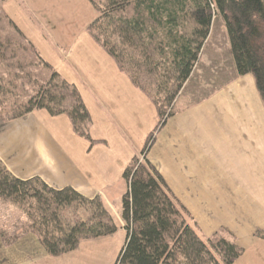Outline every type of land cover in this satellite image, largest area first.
Segmentation results:
<instances>
[{
    "label": "trees",
    "instance_id": "obj_1",
    "mask_svg": "<svg viewBox=\"0 0 264 264\" xmlns=\"http://www.w3.org/2000/svg\"><path fill=\"white\" fill-rule=\"evenodd\" d=\"M88 2L97 17L87 33L155 106L156 131L174 116L173 102L193 72L217 15L223 19L238 75L253 77L264 105V0ZM15 33L18 40L0 38V69L8 71L4 75L0 70V120L13 122L39 110L52 117L65 115L74 132L92 143L90 116L76 88L29 44L34 58L23 59L19 54L27 51L23 42H28ZM39 65L44 71L31 69ZM152 143L150 134L140 154L143 160L134 157L122 173L127 190L120 217L126 239L114 264H232L243 248L231 236L215 233L204 241L198 235L186 209L145 158ZM0 204L18 208L26 218L0 222L4 245L33 233L50 257L71 253L81 242L112 236L119 229L99 195L88 199L70 187L52 189L38 177L18 179L1 161ZM72 207L85 209L88 218L67 220L64 214ZM255 236L264 239V232Z\"/></svg>",
    "mask_w": 264,
    "mask_h": 264
},
{
    "label": "crops",
    "instance_id": "obj_2",
    "mask_svg": "<svg viewBox=\"0 0 264 264\" xmlns=\"http://www.w3.org/2000/svg\"><path fill=\"white\" fill-rule=\"evenodd\" d=\"M0 8L42 59L76 88L90 116L93 142L79 137L67 116L34 111L13 122L0 120V161L21 180L38 177L55 190L70 187L89 199L100 195L107 203L118 199L127 190L123 170L158 123L155 107L87 33L96 18L88 0H3ZM234 71L233 83L246 77L238 75L235 64ZM232 84H220L196 105L190 102L197 98L193 94L187 101L177 99L175 114L157 136L148 160L203 231L223 228L231 233L243 248L232 264H264V239L255 236L264 232V202L229 200L218 193L227 188L217 176L224 120L198 114ZM125 239L121 228L50 257L37 236L26 233L8 246L0 239V264H114Z\"/></svg>",
    "mask_w": 264,
    "mask_h": 264
},
{
    "label": "rangeland",
    "instance_id": "obj_3",
    "mask_svg": "<svg viewBox=\"0 0 264 264\" xmlns=\"http://www.w3.org/2000/svg\"><path fill=\"white\" fill-rule=\"evenodd\" d=\"M2 1L3 0H0V3ZM15 29L18 30L0 8V38L10 36L13 37L14 40H18ZM20 34L26 39L21 32ZM26 41L28 43L22 42L26 44L25 46H28L26 49L27 51L19 55H21L23 59L34 58V55L29 49V45L34 52L38 53V51L28 39H26ZM26 65L28 67V64ZM31 69H35L34 71L36 72L44 71L40 65L35 68L31 67ZM0 70L5 72L4 75L8 72L7 69L3 67ZM52 70L55 72L53 68ZM12 73H15V71H12ZM249 76L250 75H246V77L241 78L237 83H233L234 80H236L237 75L234 71V61L230 49V43L223 19L221 16L217 15L215 16L208 39L203 46L193 72L178 93V97L173 102V110L174 105L179 98L187 101L192 94L194 96L196 95V99L190 100V102H192L191 104L196 105L203 102L204 100L202 98L208 96L217 87H220V84L226 86L233 83L228 87V92L219 95L216 99H210V101L204 104L208 105L204 109L202 106V109L198 113L202 117L206 116L208 120L214 119L216 115L224 120V139L221 151L222 160L221 162L218 161V165L220 164L221 169L217 172V176L224 184H226L227 188L221 189L218 193H222V195L229 200L241 199L249 202L257 200L264 202V105L255 86L253 77ZM211 103L217 104V106H214ZM156 127L147 136L148 138L150 134H153V143L145 156L147 160L148 155L157 140V136L162 130L160 129L156 131ZM208 133H211L210 128ZM146 140L141 151L146 144ZM141 151L135 154L132 159L138 157L139 160L142 161L143 157L140 155ZM216 183L219 184V181H216ZM210 185L212 186V184ZM121 195H119L118 199H115L114 197L111 200V203H107L106 199L103 197L101 198L99 195L110 215V218L119 226L118 230H120L123 225L120 217V210L118 213V207L121 204ZM181 202H184V200H181ZM185 202L191 201L185 200ZM188 214V222L195 227L198 235L204 241H207V239L211 237L213 238L215 233L226 238L231 236V233L223 228L216 230L213 233L203 231V229L200 228L199 223L195 222L193 216L190 215L189 212ZM88 215L89 214L85 209L81 207H72L70 210L68 209L66 211L64 217L69 221H77L86 220ZM17 216H19L22 222L26 219L18 208L14 206H2L0 204L1 223L8 225V223H11Z\"/></svg>",
    "mask_w": 264,
    "mask_h": 264
}]
</instances>
